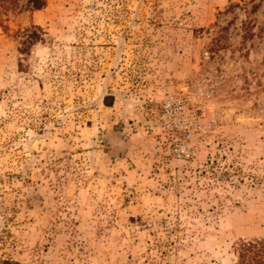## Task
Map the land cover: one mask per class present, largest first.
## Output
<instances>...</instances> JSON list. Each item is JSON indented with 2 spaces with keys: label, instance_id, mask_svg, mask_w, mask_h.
<instances>
[{
  "label": "rangeland",
  "instance_id": "obj_1",
  "mask_svg": "<svg viewBox=\"0 0 264 264\" xmlns=\"http://www.w3.org/2000/svg\"><path fill=\"white\" fill-rule=\"evenodd\" d=\"M42 1L0 0V258L235 264L264 239V0ZM181 97L196 158L157 110Z\"/></svg>",
  "mask_w": 264,
  "mask_h": 264
},
{
  "label": "built area",
  "instance_id": "obj_2",
  "mask_svg": "<svg viewBox=\"0 0 264 264\" xmlns=\"http://www.w3.org/2000/svg\"><path fill=\"white\" fill-rule=\"evenodd\" d=\"M163 128L170 137V153L178 158H196L199 142L195 136L203 122L197 108H191L187 98H167L157 106Z\"/></svg>",
  "mask_w": 264,
  "mask_h": 264
},
{
  "label": "trees",
  "instance_id": "obj_3",
  "mask_svg": "<svg viewBox=\"0 0 264 264\" xmlns=\"http://www.w3.org/2000/svg\"><path fill=\"white\" fill-rule=\"evenodd\" d=\"M34 5L37 8L43 6L42 0H33ZM22 42L24 47L23 51H26L31 44V32L26 36ZM238 259L235 264H264V239H252L242 241L236 249ZM0 264H19L13 259L0 258Z\"/></svg>",
  "mask_w": 264,
  "mask_h": 264
}]
</instances>
